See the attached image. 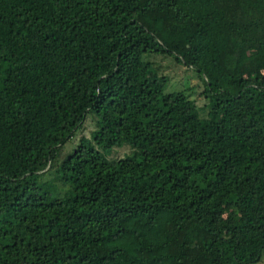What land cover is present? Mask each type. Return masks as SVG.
<instances>
[{"label":"trees","instance_id":"16d2710c","mask_svg":"<svg viewBox=\"0 0 264 264\" xmlns=\"http://www.w3.org/2000/svg\"><path fill=\"white\" fill-rule=\"evenodd\" d=\"M263 255L264 0H0V264Z\"/></svg>","mask_w":264,"mask_h":264},{"label":"rangeland","instance_id":"374dc122","mask_svg":"<svg viewBox=\"0 0 264 264\" xmlns=\"http://www.w3.org/2000/svg\"><path fill=\"white\" fill-rule=\"evenodd\" d=\"M157 56V55H154ZM163 66V73L167 75L168 77V82L165 87V92H173V91H180L183 90L185 92L187 91V88H190L191 85H195L193 89H195L191 93L194 97H197V103L199 105H203L205 103V100L203 97L197 96L201 91L203 90L202 83L197 81V79L194 77V74L191 70H188L186 67H183L182 65H176L173 63V60L171 57H167L166 59H158ZM166 67V68H165ZM94 129V124L91 120V114L87 116L85 122H84V127L82 128V131L80 130L76 133V136L72 137L64 146V150L68 151L70 150L78 141V138L81 135H85L87 138L90 137V131ZM129 151L128 147H123V148H118L115 147L112 150H110L109 157L111 156H123L126 152ZM256 264H264V255L262 256V259L260 262Z\"/></svg>","mask_w":264,"mask_h":264}]
</instances>
